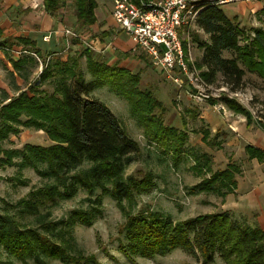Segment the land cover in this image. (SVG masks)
<instances>
[{
  "label": "trees",
  "instance_id": "1",
  "mask_svg": "<svg viewBox=\"0 0 264 264\" xmlns=\"http://www.w3.org/2000/svg\"><path fill=\"white\" fill-rule=\"evenodd\" d=\"M65 1L42 0V6L45 12L56 17ZM132 1L139 3L140 0ZM72 4L79 27L88 29L97 22V0H72ZM196 4L199 11L195 27L208 35L207 40H201L197 31L191 34L202 51L194 63L204 82L207 85L218 82L219 87L225 86L236 93L245 88V69L264 79V32L256 28L252 37H245L236 17H228L217 0H200ZM0 36L3 37L1 28ZM78 40L75 36L73 44ZM183 44L186 47V41ZM14 46L20 47L19 51L23 53L17 60H10L13 69L19 72L27 65L35 66L43 53L36 42L26 36H8L0 41V47L4 49ZM224 52H232L233 56L225 57ZM83 56L91 77L89 80L85 79L80 67ZM42 63L39 83H29L24 89L15 86L18 93L2 99L0 142L10 133L17 134L20 126H24L43 130L53 144H25L19 150L4 149L0 144L1 162L11 164L18 157L20 167H32L41 178L48 180L37 193L49 200L56 197L70 199L80 189L84 190L88 207L74 209L70 214L71 219L82 224L90 225L101 214L102 197L96 191L109 195L126 218L117 246L128 259L164 256L180 249L201 260V264L211 263L215 256L224 264H264V231L246 215L226 210L174 221L152 211L132 213L130 208L135 195L152 185V174L125 175L127 166L139 153V144L129 136L111 109L92 96V91L108 86L123 97L146 135L175 158L187 137L186 132L163 123L165 108L150 91L138 87V76L100 61L90 47L66 59L56 52L47 53ZM46 81L52 85L51 92L39 86ZM223 103L234 113L243 115L247 124L251 123L249 111L234 98L224 96ZM257 123L264 129L262 120ZM202 133L203 141L208 142V130L205 128ZM212 145H220V142ZM244 151L249 160L264 159V152L258 147L248 144ZM193 169L200 176L211 174L194 185L191 192H214L222 199L234 192L236 177L242 172L234 162L212 172L206 153L195 155ZM19 203L24 206V212L38 214L35 204L24 199ZM37 217L40 226L50 233L21 226L9 215H0V246L8 255L23 262L27 259L42 262L44 257L61 258L68 264L90 261L82 255L70 254L65 235L58 232L59 240L54 239L55 234L51 233L54 224L43 222L41 214Z\"/></svg>",
  "mask_w": 264,
  "mask_h": 264
},
{
  "label": "rangeland",
  "instance_id": "2",
  "mask_svg": "<svg viewBox=\"0 0 264 264\" xmlns=\"http://www.w3.org/2000/svg\"><path fill=\"white\" fill-rule=\"evenodd\" d=\"M97 1L100 5L99 14L110 16L112 0ZM217 1L228 17H236L245 37H252L256 28L264 32V12L262 11L264 0H231L224 3H221L220 0ZM63 8L66 15L69 14V11L74 14L72 0H66ZM11 16L13 13L9 10L0 20V28L5 29V35L9 33V18ZM65 29L76 34L79 39L78 43L73 44L75 36H65ZM195 31L201 40L208 39V35L197 30L195 25L191 27L189 48L194 62L202 54L197 43L192 40L191 34ZM62 32V38L55 39L54 45L49 43L46 48L41 49L42 56L37 59L35 66L27 65L20 72L13 69L10 62L11 59L17 60L23 55L19 51L20 47L14 46L12 49L0 47V103L5 96L13 97L18 93L14 90L15 86L24 89L29 83H39L38 76L43 69L42 60L47 53L56 52L62 59H66L67 56L78 55L84 48L90 47L100 61L109 66L124 68L132 75L138 76V87L150 91L165 108V113L162 116L163 123L178 131L186 132L187 137L181 152L175 158L171 152L163 151V147L146 135L142 125L132 115L130 104L123 97L117 95L108 86H102L92 91V96L103 101L111 109L129 136L139 144V153L127 166L125 175L141 177L145 173L152 174V185L147 190L135 195L134 203L130 208L132 213L152 211L174 221H182L201 214L224 211L227 206L225 199L216 193L191 192L194 185L211 174L209 172L200 176L196 173L193 169L196 154L206 153L209 155L212 172L222 170L229 162H234L242 168L241 174L236 177L239 181L247 174H250L251 177L261 176L260 166L262 165L256 163L257 159L250 162L244 151V147L247 145V136L237 132L235 135L231 131V127L228 126L232 123L230 118L237 114L224 105L223 97L234 98L241 106L245 107L252 116L251 123L254 122L257 126L256 129L264 133V129L257 123L259 120L264 122L263 78L245 69V88L235 94L225 86L219 87L221 85L218 82L198 87L188 81L185 76L181 77L183 82L178 86L166 73L153 65L142 51L132 50L127 39L124 38V43L117 45L111 35H105L106 32L104 33L102 27L94 25L92 29L91 27L85 29L76 23H71L68 18ZM121 34L125 35L123 31ZM182 37L185 35L182 34ZM41 45L39 40L38 46L41 47ZM223 55L231 57L233 53L224 52ZM80 67L84 72L85 79L89 80L91 77L87 72L84 56L80 58ZM197 70L200 72L198 68ZM39 86L46 92L52 91L50 81L41 83ZM209 120L213 128L209 127ZM224 126H227L225 130ZM205 128L209 132L208 142L202 139V130ZM250 134L257 138L254 131ZM217 142H220V145H212ZM0 144L4 149L19 150L25 144L49 146L53 142L43 130L20 126V131L17 134L10 133ZM262 151L264 152V150ZM19 161L18 157H15L11 164L0 161V215H9L21 226L38 228L42 232L50 233L40 226L41 221L38 220L37 215H43L44 217L41 218L43 222H51L55 226V229L51 231L55 234L54 239L57 237L59 240V234L65 235L70 254L89 258L90 261L85 264H201V260H196L180 249H175L164 256L126 258L117 246V240L121 236L120 229L126 218L114 199L96 191V194H100L102 197L101 214L97 215L90 225L82 224L71 219L70 214L74 209L88 207V202L85 199L86 192L80 189L70 199L56 197L49 200L37 193V190L48 183V180L41 178L30 166L20 167ZM263 161L264 159L258 162ZM22 199L35 204L38 214L24 212V206L19 203ZM232 212L237 215H246L250 221H256L259 224L257 215L249 210H233ZM65 228L68 231H63ZM41 260L42 262L33 259H27L26 262L20 261L8 255L0 246V264H68L61 258L44 257ZM209 264H224V262L215 256Z\"/></svg>",
  "mask_w": 264,
  "mask_h": 264
},
{
  "label": "built area",
  "instance_id": "3",
  "mask_svg": "<svg viewBox=\"0 0 264 264\" xmlns=\"http://www.w3.org/2000/svg\"><path fill=\"white\" fill-rule=\"evenodd\" d=\"M197 1L140 0L135 3L132 0H112L111 17L118 29L131 40L133 50L142 51L178 86L182 84L183 76L198 87L209 86L200 76L189 48V32L199 11ZM227 1L231 0H220L221 3ZM64 34L76 36L69 29H65Z\"/></svg>",
  "mask_w": 264,
  "mask_h": 264
},
{
  "label": "crops",
  "instance_id": "4",
  "mask_svg": "<svg viewBox=\"0 0 264 264\" xmlns=\"http://www.w3.org/2000/svg\"><path fill=\"white\" fill-rule=\"evenodd\" d=\"M9 10L13 13V16L9 18V33L5 35V29L1 28L3 32V37L1 38L3 39L8 36H26L35 41L37 47L40 49L46 48L49 43L54 45L55 39L58 40L62 38V31L66 19L69 18L71 23H76L74 14L69 11V14L66 15L63 7L59 9L58 16L54 17L49 15L43 9L42 0H0V20L3 19ZM99 12L100 5L97 1V7L95 9L97 22L91 26V29L94 25L102 27V30L106 32L107 36L111 35L113 37L114 43L117 45L124 43L123 39L125 38L128 40V44L133 50V43L126 34L124 36L121 34V30L118 29L111 15H101ZM47 36H49L48 39H46ZM39 40L42 43L41 47L38 46ZM230 120L232 123L228 126L231 127V131L235 135L236 132L245 134V136H247V145H253L264 150V133L256 129L257 126L254 122L247 126L246 119L241 114L235 115V117L230 118ZM208 122L210 124L209 127L213 128L210 120ZM225 127L227 126H224V130L226 129ZM253 131L254 134H257V138L253 134H250ZM251 161L253 162L254 160L251 159L250 162ZM256 163L262 165L260 166V169H262L260 172L261 176L251 177L250 174H247L246 177H242L241 181L236 179V188L234 192L227 194L224 198L227 204L224 211L249 210V212L257 215L259 225L264 230V161L261 163L256 161ZM229 202H231L230 205H228Z\"/></svg>",
  "mask_w": 264,
  "mask_h": 264
}]
</instances>
